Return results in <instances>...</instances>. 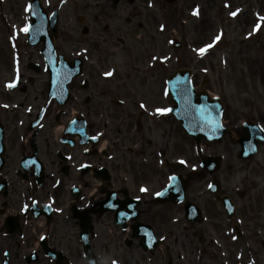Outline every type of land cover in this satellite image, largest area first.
Here are the masks:
<instances>
[{
    "label": "flooded vegetation",
    "instance_id": "af4514ba",
    "mask_svg": "<svg viewBox=\"0 0 264 264\" xmlns=\"http://www.w3.org/2000/svg\"><path fill=\"white\" fill-rule=\"evenodd\" d=\"M84 10L73 54L63 55L82 69L65 106L46 96L41 56L39 69L19 75L12 93L0 89V264H88L85 243L95 254L96 239H107L114 246L104 250L118 248L123 258L135 254V264H264V145L241 159L234 143L243 123L264 129V106L238 110L223 94L227 133L200 147L221 165L214 174L193 169L192 140L177 135L163 93L168 73L157 63L144 67L141 44H124L125 31L102 24L113 20L105 9ZM158 108L171 111L162 116ZM176 176L178 185L161 201L157 193ZM214 180L229 209L210 192ZM180 191L184 199L174 201Z\"/></svg>",
    "mask_w": 264,
    "mask_h": 264
},
{
    "label": "rangeland",
    "instance_id": "374dc122",
    "mask_svg": "<svg viewBox=\"0 0 264 264\" xmlns=\"http://www.w3.org/2000/svg\"><path fill=\"white\" fill-rule=\"evenodd\" d=\"M41 1L49 10L60 9V35L56 44L58 51L63 54H73L71 43L75 35L76 16L80 12L85 13L83 8L87 9L89 5L101 7L110 16L118 13L113 16L114 21L109 22L108 26L125 31L130 38L129 40L126 36L125 43L129 41V46L137 47L138 43L131 39L129 32L131 29H139L138 40L143 45L140 56L142 59L152 56L155 61L164 63L165 66L158 68L160 71L169 72L180 66H188L193 71L196 85L200 86L203 80H208L209 84L205 86L213 87L216 94L219 88L221 92L233 97L238 110L250 108V103L264 106V23L260 20L264 17V0H177L173 6L165 5V0H136L134 6L126 0H120L121 5L115 11L110 10L111 4L107 0ZM60 1L64 5L60 6ZM28 2L29 0H3L0 4L2 91L7 89L5 86L13 80L16 72L25 71L24 65L29 53L34 61L39 56L38 49L26 48L24 32L19 30L28 21L24 12V6ZM136 12H139L138 16H135ZM233 12L236 13L235 16L232 15ZM126 17L131 18L128 23V28L132 27L131 29L123 21H118ZM4 22L13 25L14 30L9 35L3 28ZM258 23H261V27L256 30ZM217 36H220L219 41L215 39ZM174 40L182 45L181 50L172 46L171 42ZM209 44L214 46L208 48L204 54L197 51ZM200 60L205 62L202 64ZM201 66L206 68L205 74L201 72ZM24 97L20 94L18 98L23 100ZM176 133L180 136L178 130ZM192 242L193 246H200L198 240L193 239ZM96 245L99 248L101 246V257L107 262L113 255L111 250L106 253L107 250L104 251L103 247L111 249L112 245L100 243L98 240ZM130 256L134 257L135 254L127 255L123 260L127 263L126 258ZM221 258L220 256L218 259L219 263Z\"/></svg>",
    "mask_w": 264,
    "mask_h": 264
},
{
    "label": "water",
    "instance_id": "95a60500",
    "mask_svg": "<svg viewBox=\"0 0 264 264\" xmlns=\"http://www.w3.org/2000/svg\"><path fill=\"white\" fill-rule=\"evenodd\" d=\"M35 5H37V4H35ZM35 13H36V7H33V15ZM38 15H40V14H38ZM180 77H184V79H185V83L186 84H183V85H185L187 87H190L189 78H188L187 74L184 73V72L181 73V71L177 72L176 73L177 83H179L180 80L182 79ZM67 79L70 80V77H68ZM184 127L188 131V133L191 134L192 136H194L197 140L200 138V131H201L200 129H201V127H202L204 133L207 131V134L211 133L213 135H216V129H218V127L215 126V123L214 124L213 123H211V124L208 123L207 125L203 124L202 126L193 125V124H187V125H184Z\"/></svg>",
    "mask_w": 264,
    "mask_h": 264
},
{
    "label": "snow or ice",
    "instance_id": "6c2138e0",
    "mask_svg": "<svg viewBox=\"0 0 264 264\" xmlns=\"http://www.w3.org/2000/svg\"><path fill=\"white\" fill-rule=\"evenodd\" d=\"M29 9H31V5H29ZM197 14H198V13H197ZM232 15L235 16L236 13L233 12ZM260 20H261V23H264V17H261ZM261 23H258V24L256 25V30H259V28L261 27ZM30 27H31V25H26V26L24 27L23 31L28 32V31L30 30ZM215 39H216V41H219L220 36H217ZM213 46H214V44H209V45H206L205 48H200V49H198L197 51H198L199 53H201V54H204L205 51H206L208 48H211V47H213ZM112 74H113L112 72H106V73H105L106 76H111ZM12 86H13L12 84L9 85V87H12ZM140 106H141L142 108L145 107L144 104H141ZM156 111H157L158 113L163 114V113H166V112L171 111V109L158 108ZM215 126H216V127H222V125H220L219 122H215ZM171 179L175 180L176 178H175V177H172ZM210 187H211V185H210ZM141 191H147V189L142 188ZM157 195H158V196H159V195H162V193H157ZM137 199H139V198H137ZM25 208H27V205L25 206ZM41 238L43 239V237H41ZM234 238H235V237H234Z\"/></svg>",
    "mask_w": 264,
    "mask_h": 264
}]
</instances>
